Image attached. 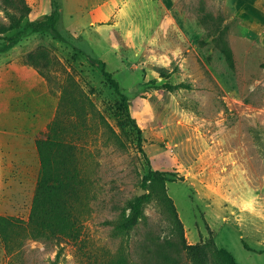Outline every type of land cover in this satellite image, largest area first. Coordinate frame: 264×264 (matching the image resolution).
<instances>
[{
    "label": "rangeland",
    "instance_id": "rangeland-1",
    "mask_svg": "<svg viewBox=\"0 0 264 264\" xmlns=\"http://www.w3.org/2000/svg\"><path fill=\"white\" fill-rule=\"evenodd\" d=\"M19 1L0 0V214L28 219L36 140L63 102L80 108L76 82L94 103L75 119L88 196L79 239L27 237L9 252L0 238V264H108L120 252L192 264L157 201L130 234L117 229L150 170L167 176L187 241L205 245L210 264H264V0H25L20 28L54 12L63 37L30 29L9 40ZM104 63L140 132L121 126Z\"/></svg>",
    "mask_w": 264,
    "mask_h": 264
},
{
    "label": "trees",
    "instance_id": "trees-1",
    "mask_svg": "<svg viewBox=\"0 0 264 264\" xmlns=\"http://www.w3.org/2000/svg\"><path fill=\"white\" fill-rule=\"evenodd\" d=\"M15 6L21 14L14 13L12 23L3 27V31L16 28L19 31L9 40L21 39L30 29L51 31L63 37L57 28L56 13L53 12L42 20L27 21L24 27L20 28L31 8L25 0H20ZM2 38L0 35V39ZM221 52L228 65L233 67V51L227 42L222 41ZM103 72L121 97L118 102L121 126L132 125L140 132L141 129L131 114L127 95L122 92L119 81L105 68V63ZM74 84L76 92H78L76 98L80 102V108L74 105L67 108L66 103L63 102V105L59 106L53 122L49 125V131L36 140L40 157V171L28 219L0 214V238L9 252L15 246H22L27 237L61 241L69 237L77 240L82 234V218L86 212L88 193L78 151L81 145L79 138L82 137L84 125L75 119L81 118L82 120L92 114L94 103L81 89L79 83ZM107 124L109 129L115 132L108 122ZM167 181L168 178L164 172L150 170L142 179V187L145 192L131 198L127 207L129 212H123L120 215L116 225L117 229L130 234L145 217L146 206L152 201H157L167 210L178 229L179 242L176 247L179 249V253L182 250L186 251L191 257L192 264H210L206 246L187 241L184 223L172 196L168 193ZM208 246L210 247V245ZM53 264L58 263L55 261ZM108 264L139 263L133 261L126 252H120L112 257Z\"/></svg>",
    "mask_w": 264,
    "mask_h": 264
},
{
    "label": "crops",
    "instance_id": "crops-1",
    "mask_svg": "<svg viewBox=\"0 0 264 264\" xmlns=\"http://www.w3.org/2000/svg\"><path fill=\"white\" fill-rule=\"evenodd\" d=\"M7 66H9V65H7V64H6V61L4 60L3 64L1 63V65H0V71H1L2 69L6 70V69H7Z\"/></svg>",
    "mask_w": 264,
    "mask_h": 264
}]
</instances>
